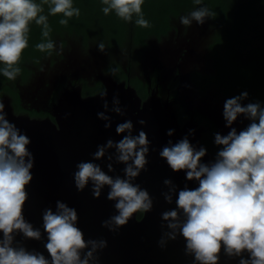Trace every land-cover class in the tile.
Instances as JSON below:
<instances>
[{
    "label": "clouds",
    "instance_id": "obj_1",
    "mask_svg": "<svg viewBox=\"0 0 264 264\" xmlns=\"http://www.w3.org/2000/svg\"><path fill=\"white\" fill-rule=\"evenodd\" d=\"M48 2V0H46ZM201 3V0H195ZM105 15L112 12L126 21H132L133 14L139 18L136 24L148 27L149 21L143 15L145 0H102ZM49 13L63 14V17H79L80 8L74 0H50ZM43 7L36 0H0V73L9 80H15L21 69L17 66L22 54L29 47L30 23L35 21L44 26L43 35L49 36L48 17L42 15ZM207 7L193 10L189 16H182L181 22L191 24L192 20L203 24L208 16H215ZM67 24L68 19H61ZM40 50L52 49L51 40L36 45ZM104 48V44L100 45ZM249 93L226 98L224 117L228 126L245 114L252 122L237 132L232 128L228 135L216 134L215 143L223 147L210 164L202 163L206 148L197 150L187 137L165 146L160 155L176 172L186 170L188 180H196L199 186L179 191L176 204L183 211L181 222L176 209L163 213L170 221V228L179 229L187 241V248L195 254L201 264H218L222 244L229 254L240 255L247 251L250 259H241L240 264H264V106L259 102L247 105L242 100ZM118 112L119 108L116 109ZM104 117L103 113L100 114ZM132 122L117 126L118 133L129 132L119 142L108 141L107 147H115L118 159L125 162L127 179L113 178L93 162H80L75 172L76 185L83 190L89 181L93 183L96 197L101 195L105 185L109 186L108 198L116 201L118 214L111 220L117 226H124L137 212H147L152 201L147 190L133 184L132 179L140 174L147 163L146 153L149 140L143 131L131 135ZM172 130H169V135ZM31 139L6 118L5 104L0 101V264H90L94 250L107 247L106 241H86L83 231L77 226L76 210L58 202L56 212L48 208L43 213L44 229L47 232L45 247L51 260L43 253L14 247V233L19 231L27 238L39 240L41 232L27 222L24 215L29 199L28 186L33 180L34 157L29 151ZM97 159L105 155L101 146L94 154ZM129 161H131L129 163ZM111 167V166H110ZM170 183V181H168ZM171 197L168 200L171 201ZM175 239L174 234H169ZM92 245L85 258L81 250Z\"/></svg>",
    "mask_w": 264,
    "mask_h": 264
},
{
    "label": "water",
    "instance_id": "obj_2",
    "mask_svg": "<svg viewBox=\"0 0 264 264\" xmlns=\"http://www.w3.org/2000/svg\"><path fill=\"white\" fill-rule=\"evenodd\" d=\"M203 26H208L205 22ZM195 43L198 46L199 40ZM182 49L168 43L157 47L149 56V65L165 69L171 77L175 71V61ZM199 49L188 48L187 59L193 60ZM191 75L189 71L182 77V86L189 89ZM103 82L106 91L100 95L83 98L79 88L67 91L59 104L62 118L58 130L50 121H38L17 116L7 100H4L6 118L30 139L29 151L34 157L33 180L28 186L29 199L24 215L34 229L41 232V239L27 238L22 232H15L13 246L24 247L32 252L43 253L51 260L45 244L47 232L44 229L43 213L46 209L58 210V202L65 203L76 210L77 226L83 231L86 241H106L107 247H98L90 264H201L195 254L188 250L187 241L179 229L170 228V221L163 218V213L176 209L179 219H185L184 213L176 204L179 191L184 188L194 189L199 186L196 180H188L186 170L174 171L167 160L160 155L165 146L187 137L194 148H202L201 134L195 126H186L180 134L178 116L170 103H163L158 93H153L143 103L137 91L126 84H120L111 77ZM143 107V108H142ZM119 108L118 112L116 109ZM101 113L104 117L101 118ZM206 115L223 129H229L222 111ZM131 121V135L138 136L141 131L147 134L149 151L145 154L147 163L132 183L148 191L152 208L143 213H135L124 226H117L111 218L118 214L116 201L108 198L109 186L105 185L101 195L96 197L93 183L80 190L75 181V172L80 162H93L109 176L125 178L127 164L118 159L115 147L108 148L109 140L119 142L129 132L118 133L120 123ZM169 130L172 134L169 135ZM101 146L105 155L97 159L95 153ZM131 161H129L130 163ZM213 162L210 153L202 163ZM111 166V167H110ZM170 181V183H168ZM171 197V201L168 197ZM174 234L175 239L169 234ZM0 232V240H3ZM81 250L82 258L86 252ZM218 264H240L241 259H250L247 251L240 255L229 254L222 244L218 254Z\"/></svg>",
    "mask_w": 264,
    "mask_h": 264
},
{
    "label": "flooded vegetation",
    "instance_id": "obj_3",
    "mask_svg": "<svg viewBox=\"0 0 264 264\" xmlns=\"http://www.w3.org/2000/svg\"><path fill=\"white\" fill-rule=\"evenodd\" d=\"M192 11L182 9L172 15L168 29H134L135 22L129 21L126 29H121L115 37H104L99 29H49V36L45 37L41 25L32 21L29 47L17 65L20 73L15 80L0 73V101L7 100L17 116L47 120L60 130L59 104L63 95L76 88L81 90L83 98L100 95L106 91L103 79L111 77L134 88L143 103L153 93H158L163 103L173 106L181 127L180 134L186 126H195L201 134L203 148L214 161L223 147L215 143L216 134L228 135L232 128L239 132L252 120L241 114L231 128L223 129L210 120L207 111L224 113L226 98L244 91L249 93L242 100L244 105L259 102L264 106V78L260 83L251 82L226 72L221 62L224 29L214 26L209 16L205 18L206 27L194 19L189 25L183 24L181 17L187 15L191 19ZM41 14L48 17L44 8ZM48 40L54 43L52 49L42 51L36 47ZM168 43L182 49L171 77L166 76L165 69L153 70L149 65L150 54ZM101 44H104L103 49ZM191 47L199 51L189 61L187 51ZM239 49L246 58L258 47L247 50L241 41ZM0 67L4 65L0 64ZM252 68L264 72V60L257 59ZM187 71L191 75L188 90L182 86V77ZM143 213L139 212V218Z\"/></svg>",
    "mask_w": 264,
    "mask_h": 264
},
{
    "label": "trees",
    "instance_id": "obj_4",
    "mask_svg": "<svg viewBox=\"0 0 264 264\" xmlns=\"http://www.w3.org/2000/svg\"><path fill=\"white\" fill-rule=\"evenodd\" d=\"M47 11L49 29H99L104 37H115L121 29H126L128 22L119 18L115 12L105 15L102 11V0H74V6L80 8L79 17L66 18L63 14L51 15L49 8L50 0H36ZM207 7L215 16H209L214 26H221L224 29L221 39V62L225 71L240 80L263 81L264 72L255 70L252 66L257 59L264 60V43L256 46L252 55L245 57L239 46L249 24V20L258 11V7L264 9V0H145L143 4V15L149 21L148 27H141L136 24L139 18L133 14L132 21L135 22L134 29H168L169 19L177 15L182 9L192 7ZM61 19H68L67 24H61ZM40 29H44L41 25ZM248 62H246V61ZM247 63V64H246ZM243 82V81H241Z\"/></svg>",
    "mask_w": 264,
    "mask_h": 264
},
{
    "label": "rangeland",
    "instance_id": "obj_5",
    "mask_svg": "<svg viewBox=\"0 0 264 264\" xmlns=\"http://www.w3.org/2000/svg\"><path fill=\"white\" fill-rule=\"evenodd\" d=\"M249 1V0H246ZM258 1V0H251ZM197 7H192L191 10H196ZM258 11L249 20L248 27L245 32L244 47L248 50L251 47H256L264 43V9L258 7Z\"/></svg>",
    "mask_w": 264,
    "mask_h": 264
}]
</instances>
